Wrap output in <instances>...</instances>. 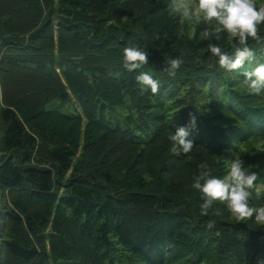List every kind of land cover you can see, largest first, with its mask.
Masks as SVG:
<instances>
[{
	"label": "trees",
	"instance_id": "16d2710c",
	"mask_svg": "<svg viewBox=\"0 0 264 264\" xmlns=\"http://www.w3.org/2000/svg\"><path fill=\"white\" fill-rule=\"evenodd\" d=\"M170 3L0 0V264H264V225L219 201L202 216L192 187L200 164L225 178L229 153L264 138V92L244 76L264 63V24L254 60L227 71L208 45L231 54L239 41L203 38L209 26ZM131 46L148 64L129 72ZM144 72L158 93L141 90ZM180 126L188 153L171 151Z\"/></svg>",
	"mask_w": 264,
	"mask_h": 264
},
{
	"label": "clouds",
	"instance_id": "9594fccd",
	"mask_svg": "<svg viewBox=\"0 0 264 264\" xmlns=\"http://www.w3.org/2000/svg\"><path fill=\"white\" fill-rule=\"evenodd\" d=\"M169 15H179L187 21L197 24H206L209 27L202 33L205 39L213 36L218 41L221 33H227L228 37L238 40L240 47L233 44L234 51L229 54L219 44L209 43L211 54L218 58V64L227 71H239L246 63L255 58V53L247 44L249 38L259 41V26L264 24V4L257 7L256 0H171ZM183 61L174 58L169 61L168 73L175 76ZM148 64V53L139 47L131 46L124 49V68L132 72ZM245 82L248 91L252 94L264 92V63L258 64L252 71H245ZM141 90L150 89L153 94L158 93L160 84L147 72L136 76ZM191 116V125L195 127V116ZM188 126H180L168 139L172 142V152L179 146L184 153L192 150L194 142L189 139ZM202 170L194 178L192 187L199 190L203 196L200 205V214L207 216L214 202L219 201L226 205L227 210L239 221L252 219L258 224L264 225V206L253 207L250 203L252 190L256 188L258 174L247 171L241 159H235L230 165L225 178H219L211 174L207 163L199 165ZM219 215V211L215 213ZM215 227V221L210 220L207 228Z\"/></svg>",
	"mask_w": 264,
	"mask_h": 264
},
{
	"label": "rangeland",
	"instance_id": "374dc122",
	"mask_svg": "<svg viewBox=\"0 0 264 264\" xmlns=\"http://www.w3.org/2000/svg\"><path fill=\"white\" fill-rule=\"evenodd\" d=\"M263 0H256L257 6L262 3ZM56 26V23H55ZM4 104V97H3V84L0 78V105ZM241 159L244 163V167L247 171H253L258 174V178L256 180V193H260V196L264 198V138L259 139L258 142H254L251 144H246L245 142L240 145L238 149H233L232 152L229 153V166L231 165L232 161L235 159ZM1 196V195H0ZM4 200L11 201V197L6 191V197ZM3 199L1 200L0 197V227L5 225L4 218L2 217V206ZM264 206V199L261 200V203L256 204L254 207ZM231 218H235L232 214L230 215ZM236 219V218H235ZM253 223H256L255 217L253 216L252 219H248ZM4 253L2 252L0 246V260L3 259Z\"/></svg>",
	"mask_w": 264,
	"mask_h": 264
},
{
	"label": "water",
	"instance_id": "95a60500",
	"mask_svg": "<svg viewBox=\"0 0 264 264\" xmlns=\"http://www.w3.org/2000/svg\"><path fill=\"white\" fill-rule=\"evenodd\" d=\"M1 164H2V163H0V167H1Z\"/></svg>",
	"mask_w": 264,
	"mask_h": 264
}]
</instances>
